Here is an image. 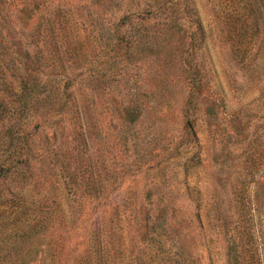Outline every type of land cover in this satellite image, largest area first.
<instances>
[{
	"label": "rangeland",
	"instance_id": "rangeland-1",
	"mask_svg": "<svg viewBox=\"0 0 264 264\" xmlns=\"http://www.w3.org/2000/svg\"><path fill=\"white\" fill-rule=\"evenodd\" d=\"M10 115L0 264H264V0H0Z\"/></svg>",
	"mask_w": 264,
	"mask_h": 264
},
{
	"label": "trees",
	"instance_id": "trees-1",
	"mask_svg": "<svg viewBox=\"0 0 264 264\" xmlns=\"http://www.w3.org/2000/svg\"><path fill=\"white\" fill-rule=\"evenodd\" d=\"M59 73H61V72H59ZM22 87H24V86H22ZM23 94H24V96H26V94H28V92H23ZM29 95V94H28ZM27 98H22V101L20 102V103H18V101H16L13 105H11L12 106V108L14 109V111L15 112H17V110H19V112L21 111L22 112V110L24 109V107L26 106V104H27ZM26 111V107H25V109H24V112ZM27 112L29 113V109L27 110ZM26 112V113H27ZM19 115V114H18ZM11 117H8V119H2V117H0V120H4V121H7L4 125H2L1 124V126H0V129L1 128H3V127H5L7 130H9L10 128H11V126L17 121V120H19V119H15V115L13 116V115H10ZM0 142H1V140H0ZM1 168H3L2 167V164H0V169Z\"/></svg>",
	"mask_w": 264,
	"mask_h": 264
}]
</instances>
